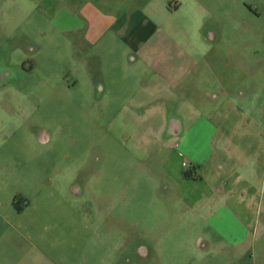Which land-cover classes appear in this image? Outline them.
Masks as SVG:
<instances>
[{
  "label": "rangeland",
  "instance_id": "374dc122",
  "mask_svg": "<svg viewBox=\"0 0 264 264\" xmlns=\"http://www.w3.org/2000/svg\"><path fill=\"white\" fill-rule=\"evenodd\" d=\"M191 167H264V0H0V264H264Z\"/></svg>",
  "mask_w": 264,
  "mask_h": 264
},
{
  "label": "crops",
  "instance_id": "0c3cea01",
  "mask_svg": "<svg viewBox=\"0 0 264 264\" xmlns=\"http://www.w3.org/2000/svg\"><path fill=\"white\" fill-rule=\"evenodd\" d=\"M181 5H175V9L181 8ZM90 17V16H89ZM134 19L131 21V24L133 21H135L137 26H145L148 27L149 23H144V14L141 11H136ZM105 21L108 23V30H111L114 34L119 33L122 29H125L127 27V20L125 17H121L118 20L114 19H108L105 18ZM99 24V23H98ZM97 22L90 21L87 23V31L84 35V42L90 45H95L98 42H100L104 37H101L100 35H95L93 32L94 30H97L100 28V25H98ZM153 24V23H150ZM85 27V26H84ZM81 29V28H80ZM72 29H69L68 31H72ZM143 34V33H142ZM141 42L144 40L142 35L139 36ZM83 42V41H82ZM170 133L172 135L175 133L176 135L180 134L182 131V127L180 123L176 122V131H173V125L169 127ZM204 132L199 130L194 137H200ZM228 139V138H227ZM227 144H222L223 150L226 149ZM230 150V149H229ZM192 152L196 153V147L195 142L192 143ZM239 154H244L240 152ZM255 161L253 160V163ZM190 171H192V175H196V171L200 173V179L202 181H206L208 183H212L215 188L214 196L210 198L206 204L208 208L204 207L202 203H199V209H203L204 207L205 212H207V221H210V223H214L213 231L218 235L220 234V231L224 233L225 238H222L225 243L230 244L232 246H239L246 242L245 237L241 233L242 230H246L242 225H236L234 224V212L238 214H250L248 215V219L253 218L254 213L256 211V216H259L263 213L264 217V167H191ZM239 171H242L240 173ZM245 171L248 172V175H245ZM225 177V178H224ZM262 177V184H261V192H258L256 190H247L253 188V185H251V181L253 183H257V180ZM185 179H188L184 177ZM190 179V178H189ZM249 187V188H248ZM236 188H239L236 190ZM256 194V195H255ZM237 196L236 202H234L235 197ZM250 196L246 203H249L248 209L249 211L245 213L244 210L239 211L237 208L233 207V210L231 207H228L226 205H229L233 202L235 206L241 207L242 204H244L245 197ZM211 204V206H210ZM218 204L221 205L220 208H218ZM226 204V205H225ZM210 206V207H209ZM252 208V210H250ZM207 209V210H206ZM244 209V208H243ZM252 214V215H251ZM211 217L210 219L208 217ZM209 219V220H208ZM234 234L237 235L236 239H234ZM219 236V235H218ZM240 236H243L242 240L240 239Z\"/></svg>",
  "mask_w": 264,
  "mask_h": 264
},
{
  "label": "trees",
  "instance_id": "16d2710c",
  "mask_svg": "<svg viewBox=\"0 0 264 264\" xmlns=\"http://www.w3.org/2000/svg\"><path fill=\"white\" fill-rule=\"evenodd\" d=\"M185 177L186 178H193L192 171L186 172Z\"/></svg>",
  "mask_w": 264,
  "mask_h": 264
},
{
  "label": "water",
  "instance_id": "95a60500",
  "mask_svg": "<svg viewBox=\"0 0 264 264\" xmlns=\"http://www.w3.org/2000/svg\"><path fill=\"white\" fill-rule=\"evenodd\" d=\"M172 125H173V129H174L173 131H176L177 130L176 129V122H174Z\"/></svg>",
  "mask_w": 264,
  "mask_h": 264
},
{
  "label": "flooded vegetation",
  "instance_id": "af4514ba",
  "mask_svg": "<svg viewBox=\"0 0 264 264\" xmlns=\"http://www.w3.org/2000/svg\"><path fill=\"white\" fill-rule=\"evenodd\" d=\"M137 101L133 102V104H135Z\"/></svg>",
  "mask_w": 264,
  "mask_h": 264
}]
</instances>
